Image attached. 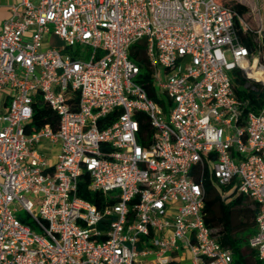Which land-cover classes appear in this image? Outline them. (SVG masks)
Instances as JSON below:
<instances>
[{
    "label": "built area",
    "instance_id": "obj_1",
    "mask_svg": "<svg viewBox=\"0 0 264 264\" xmlns=\"http://www.w3.org/2000/svg\"><path fill=\"white\" fill-rule=\"evenodd\" d=\"M8 11L0 264H234L202 219L205 167L257 204L248 246L264 261V109L245 111L229 76L238 68L250 88L264 85V63L240 44L230 9L217 0H16ZM139 41L156 100L129 58ZM42 103L57 129L29 128ZM80 182L99 207L77 195Z\"/></svg>",
    "mask_w": 264,
    "mask_h": 264
},
{
    "label": "trees",
    "instance_id": "obj_2",
    "mask_svg": "<svg viewBox=\"0 0 264 264\" xmlns=\"http://www.w3.org/2000/svg\"><path fill=\"white\" fill-rule=\"evenodd\" d=\"M224 7L233 12V26L241 45L250 52L258 50L261 62L264 63V29L261 30V38L256 35L257 27L246 22L250 9L238 0H217ZM246 25V26H244ZM129 58L139 66V74L136 81L145 90L147 96L156 100L155 88L151 81L152 70L145 53L143 41L131 46ZM231 85L238 99L247 101L245 111L257 112L264 109V85H256L253 89L247 86V80L241 70L233 68L229 72ZM115 114H111L103 121H111ZM49 125L53 130L57 129L58 117L54 110L45 104H41L33 111L32 118L28 124L32 130H37L44 125ZM145 132L152 135L153 131L146 123L143 125ZM200 182L204 190V205L202 208V219L205 226L210 230V235L224 248L231 250L234 264H264L255 257V252L248 246V239L256 230L255 217L258 206L247 196L236 195L230 191L231 186H221L213 179L207 167L200 176ZM77 195L83 200L99 207V197L96 192L89 191L87 183H79ZM236 218V221H234ZM111 218H103L97 228L105 231Z\"/></svg>",
    "mask_w": 264,
    "mask_h": 264
},
{
    "label": "rangeland",
    "instance_id": "obj_3",
    "mask_svg": "<svg viewBox=\"0 0 264 264\" xmlns=\"http://www.w3.org/2000/svg\"><path fill=\"white\" fill-rule=\"evenodd\" d=\"M245 5H247L250 9V14L246 19V22L264 29V0H238ZM227 59H230L228 55H226ZM40 149V147H39ZM236 221V218H234ZM183 264H187L184 262Z\"/></svg>",
    "mask_w": 264,
    "mask_h": 264
},
{
    "label": "crops",
    "instance_id": "obj_4",
    "mask_svg": "<svg viewBox=\"0 0 264 264\" xmlns=\"http://www.w3.org/2000/svg\"><path fill=\"white\" fill-rule=\"evenodd\" d=\"M16 0H0V27L2 22L8 17L9 11H8V6L13 3ZM58 147L56 146L54 148V153L57 151ZM55 155L50 156V162L55 161Z\"/></svg>",
    "mask_w": 264,
    "mask_h": 264
}]
</instances>
